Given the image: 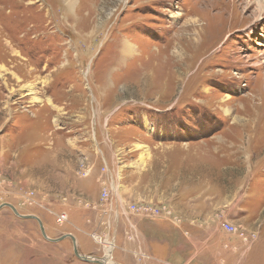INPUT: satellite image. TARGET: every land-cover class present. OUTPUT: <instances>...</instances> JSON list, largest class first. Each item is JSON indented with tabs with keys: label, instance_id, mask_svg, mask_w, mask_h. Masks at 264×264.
I'll use <instances>...</instances> for the list:
<instances>
[{
	"label": "rangeland",
	"instance_id": "1",
	"mask_svg": "<svg viewBox=\"0 0 264 264\" xmlns=\"http://www.w3.org/2000/svg\"><path fill=\"white\" fill-rule=\"evenodd\" d=\"M68 1L0 0V204L114 264H264V0ZM0 264L96 263L3 207Z\"/></svg>",
	"mask_w": 264,
	"mask_h": 264
},
{
	"label": "built area",
	"instance_id": "2",
	"mask_svg": "<svg viewBox=\"0 0 264 264\" xmlns=\"http://www.w3.org/2000/svg\"><path fill=\"white\" fill-rule=\"evenodd\" d=\"M90 170L84 169L82 172L85 174L84 176H87L89 174ZM104 183V182H103ZM109 197V192L106 187H102L100 190V200L106 201ZM24 202L26 203V200L29 201V203L32 205L34 204L33 196L32 194H28L24 197ZM86 206H90L91 208L95 209V204L90 205L88 202L85 203ZM124 214L131 213V214H139L143 216H163L164 218L171 217V219L178 223L180 220L175 215L171 216V210H169L165 205L162 206H153L151 204H127L125 205V210L123 211ZM56 222L59 224L64 223L67 221V214L65 212H61L60 215H56ZM220 229H222L227 234L231 235H237L242 241H252L256 238V233L253 232H246L245 230L241 229L240 227L232 224V222L223 219L217 222ZM92 238L96 243H98L100 246L102 245V239L98 237L95 234H92ZM104 245V242H103Z\"/></svg>",
	"mask_w": 264,
	"mask_h": 264
},
{
	"label": "water",
	"instance_id": "3",
	"mask_svg": "<svg viewBox=\"0 0 264 264\" xmlns=\"http://www.w3.org/2000/svg\"><path fill=\"white\" fill-rule=\"evenodd\" d=\"M3 207H8L19 218L35 220L38 223L39 230H40V233L43 236V238H45L46 240H48L50 242H56V241H59V240H63L65 238H70L71 242H72L73 253H74V255L77 258H79V259H81V260H83L85 262H93V263H96V264H106V262L104 260V257H96V256H93V255H87V254L81 253L79 248H78V243H77L76 237L73 234L65 233V234L60 235L59 237L50 238L46 234L45 227H44L41 219L39 217H37L36 215H33V214H21V213L18 212V210L16 209V207L14 205H12L11 203H8V202L0 204V209L3 208Z\"/></svg>",
	"mask_w": 264,
	"mask_h": 264
},
{
	"label": "bare ground",
	"instance_id": "4",
	"mask_svg": "<svg viewBox=\"0 0 264 264\" xmlns=\"http://www.w3.org/2000/svg\"><path fill=\"white\" fill-rule=\"evenodd\" d=\"M73 3H74V5H75V3H76V1L74 2V0H71ZM71 1H68V5H69V7H72V3H71ZM259 7H260V9H259V13H261V12H263L264 11V4L263 3H260L259 4ZM258 17V16H257ZM227 112H228V110H227ZM142 156V154L141 153H139V157H141ZM107 252L108 251H110L111 250V246L110 245H107ZM107 258V259H106ZM104 260H105V262L107 263V264H112L113 262L109 259V253L107 254V256L105 257L104 256ZM114 264V263H113Z\"/></svg>",
	"mask_w": 264,
	"mask_h": 264
},
{
	"label": "crops",
	"instance_id": "5",
	"mask_svg": "<svg viewBox=\"0 0 264 264\" xmlns=\"http://www.w3.org/2000/svg\"><path fill=\"white\" fill-rule=\"evenodd\" d=\"M129 223H130V220H129ZM131 224V223H130ZM176 226V225H175ZM76 229V228H75ZM63 233H71V234H73L77 239V242H78V244H79V247L80 248H83V246H85V245H83L82 244V242H83V238H79V236L74 232V231H64Z\"/></svg>",
	"mask_w": 264,
	"mask_h": 264
}]
</instances>
